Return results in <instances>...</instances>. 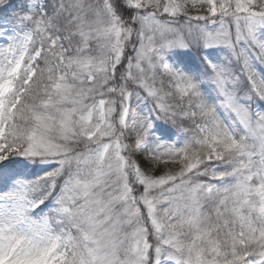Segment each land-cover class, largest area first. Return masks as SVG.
<instances>
[{"label":"snow or ice","instance_id":"snow-or-ice-1","mask_svg":"<svg viewBox=\"0 0 264 264\" xmlns=\"http://www.w3.org/2000/svg\"><path fill=\"white\" fill-rule=\"evenodd\" d=\"M0 264H264V0H0Z\"/></svg>","mask_w":264,"mask_h":264}]
</instances>
